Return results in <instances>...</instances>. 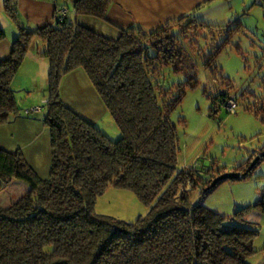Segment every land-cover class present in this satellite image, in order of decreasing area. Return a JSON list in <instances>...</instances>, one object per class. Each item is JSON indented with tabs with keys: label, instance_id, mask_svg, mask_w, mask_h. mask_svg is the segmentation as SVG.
<instances>
[{
	"label": "trees",
	"instance_id": "1",
	"mask_svg": "<svg viewBox=\"0 0 264 264\" xmlns=\"http://www.w3.org/2000/svg\"><path fill=\"white\" fill-rule=\"evenodd\" d=\"M57 1L60 8L74 9L76 18L68 14L61 20L57 14L54 25L31 29L21 24L18 0H5L20 32L0 62V126L20 117L12 84L38 38L51 67L45 122L52 135V168L50 178L41 179L21 151L0 147L2 189L14 182L28 188L17 201L0 206V264H251L261 229L246 218L264 214V195L232 216L205 206L221 182L208 190L216 179L211 168L179 169L172 122L197 79L190 54L204 37L200 33L228 25L184 16L156 30L136 26L111 38L84 18L105 20L112 0ZM5 39L1 30L0 43ZM81 70L122 132L119 141L63 102L62 81ZM174 74L186 82L169 86ZM230 95L220 91L213 105L225 106ZM252 170L241 180L252 179ZM111 186L153 204L149 215L129 224L97 214V199Z\"/></svg>",
	"mask_w": 264,
	"mask_h": 264
},
{
	"label": "rangeland",
	"instance_id": "2",
	"mask_svg": "<svg viewBox=\"0 0 264 264\" xmlns=\"http://www.w3.org/2000/svg\"><path fill=\"white\" fill-rule=\"evenodd\" d=\"M216 4L220 6L203 11L205 22L209 24L211 20L214 22H210L211 25L228 26L212 34L200 33L204 37L198 39L196 50H191L190 54L197 79L188 87L182 105L172 115V122L178 133L179 169L195 165L200 170L211 168L213 172L208 173L216 179L240 175V179L223 180L203 202L212 211L232 216L264 195V158L252 170V179L241 180L249 173L253 162L264 154V0H218ZM223 10L226 12L222 15ZM21 24L29 26L27 20H22ZM7 28L6 33L13 34V24L9 23ZM225 42L227 45L219 51ZM44 49L42 40L33 39L12 88L20 116L25 117L32 111L37 123L32 142L22 136L15 139H21L25 146L19 148L37 154L38 171L28 163L41 179L47 180L52 168V135L45 122L51 67L49 58L43 55ZM200 50H204L203 53ZM78 72H72L62 81L63 102L114 141H119L122 132L106 104L88 74L81 70L78 76ZM185 80L182 76L169 75L167 84L179 87ZM220 91L237 97L236 113H228L220 103L213 105L212 100ZM15 119L12 116L10 123H15ZM27 191V186L23 193L20 186L11 190L18 198ZM152 207L153 204L143 202L133 191L111 186L98 197L95 212L134 224L148 216Z\"/></svg>",
	"mask_w": 264,
	"mask_h": 264
},
{
	"label": "crops",
	"instance_id": "3",
	"mask_svg": "<svg viewBox=\"0 0 264 264\" xmlns=\"http://www.w3.org/2000/svg\"><path fill=\"white\" fill-rule=\"evenodd\" d=\"M217 1L218 0H112V5L109 8L105 20L84 18V21L86 25L95 29L97 32L111 38H117L123 31L136 26H140L146 31H152L184 16H196L207 21L205 17L206 14L203 11L210 7V9L218 8L220 5L216 4ZM59 5L61 4L57 0H18L17 8L21 19L20 21L27 20L29 23L28 27L31 29L54 25L58 9H61ZM224 11L225 10L222 11V15ZM69 17L76 18L74 9H70ZM209 21L212 22L211 20ZM210 22L208 23L210 24ZM9 23L13 24L14 30H11L13 34L6 33V28ZM220 23L223 24L224 22L221 21ZM1 30L6 33V39L0 43V62L10 55L13 45L12 40L15 39L20 32L17 23L10 18L9 14L6 12L5 0H0V31ZM81 73L82 72L79 71L78 76H80ZM15 120V123H8L0 126V147L8 152L24 151L22 153H25L24 157L28 160L27 162H30L36 169L35 162L37 154L28 148V150L19 148L23 146V142L21 139L15 138L17 136H22L26 138L27 142H32L37 123L32 116H20ZM19 186L23 193L26 190V185L22 183L14 182L9 188L3 190L0 182V206H9L22 197L19 196L20 198H18V194L16 195V193L14 194L11 192L13 187L17 188ZM253 203L254 202L251 204ZM246 221L261 229L259 239L255 244L259 253L250 260V263L264 264V214L261 212H252L247 216Z\"/></svg>",
	"mask_w": 264,
	"mask_h": 264
},
{
	"label": "built area",
	"instance_id": "4",
	"mask_svg": "<svg viewBox=\"0 0 264 264\" xmlns=\"http://www.w3.org/2000/svg\"><path fill=\"white\" fill-rule=\"evenodd\" d=\"M69 14V10L67 8H61L58 11V18L59 19H65ZM228 113H236L239 105H238V99L237 97L230 95V98L228 99L227 104L225 105Z\"/></svg>",
	"mask_w": 264,
	"mask_h": 264
},
{
	"label": "water",
	"instance_id": "5",
	"mask_svg": "<svg viewBox=\"0 0 264 264\" xmlns=\"http://www.w3.org/2000/svg\"><path fill=\"white\" fill-rule=\"evenodd\" d=\"M262 158H264V154H262V156L261 157H258L254 162H253V164H252V166H251V168H250V171L252 170V169H254V167L260 162V160L262 159ZM249 171V172H250ZM225 179H240V175H236V176H229V177H218L217 179H215V181L213 182V184L208 188V190H210L211 188H214V187H216V185L219 183V182H222L223 180H225Z\"/></svg>",
	"mask_w": 264,
	"mask_h": 264
}]
</instances>
